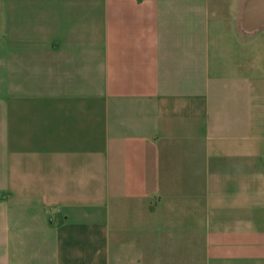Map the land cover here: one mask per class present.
Masks as SVG:
<instances>
[{"label": "crops", "instance_id": "0c3cea01", "mask_svg": "<svg viewBox=\"0 0 264 264\" xmlns=\"http://www.w3.org/2000/svg\"><path fill=\"white\" fill-rule=\"evenodd\" d=\"M0 264H264V0H0Z\"/></svg>", "mask_w": 264, "mask_h": 264}]
</instances>
